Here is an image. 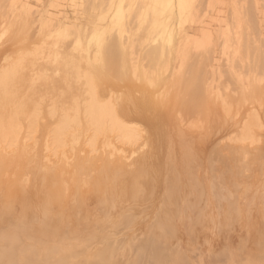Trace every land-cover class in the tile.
Wrapping results in <instances>:
<instances>
[{"label":"bare ground","instance_id":"1","mask_svg":"<svg viewBox=\"0 0 264 264\" xmlns=\"http://www.w3.org/2000/svg\"><path fill=\"white\" fill-rule=\"evenodd\" d=\"M71 2L79 21L53 0L31 37L23 0L4 31L21 44L0 64V264H264V85L208 77L254 10L196 32L204 0Z\"/></svg>","mask_w":264,"mask_h":264},{"label":"rangeland","instance_id":"2","mask_svg":"<svg viewBox=\"0 0 264 264\" xmlns=\"http://www.w3.org/2000/svg\"><path fill=\"white\" fill-rule=\"evenodd\" d=\"M25 1V0H24ZM60 3L66 4V11L69 17V21H79L80 19L75 20V15L71 12L72 2L71 0H58ZM213 4V8L207 7L209 4ZM204 0V8H202L200 15L196 16L193 22L187 21L184 23V26L187 27L190 31H199L201 25L205 23L208 25L211 24H219L216 19L212 16L215 13V9L222 7L223 14L225 15L224 20L226 23L231 24L234 22V19L230 17V6L236 1L238 5H241L243 10L246 12L251 7L255 13L256 24L248 26L245 21L249 19V16L242 18L244 22L243 27L246 28H238L232 23V27H236L234 30L230 31L231 45L228 50H224V45L221 37L217 38L215 42V47L211 52V64L208 67V77L210 79H214L216 83L219 84L221 91L230 97L239 96L241 92L240 83L238 80L243 82V84L252 83V81L257 80L259 85H264V66H259L257 60L255 59L253 51L248 53L244 46L247 38L253 42L254 45L264 48V0ZM53 0H26V5L30 9V21L32 24L31 29L29 30L31 33V37H34L39 29V26L46 18V13H52V15L56 12L55 8L52 6ZM23 6V0H0V64L2 60L8 55H16L17 49L20 47L19 42L13 43V41L8 40V33L5 34L6 27L14 22L21 11ZM208 18V19H207ZM210 18V19H209ZM205 19V20H204ZM210 20V21H209ZM216 20V21H215ZM225 23V25H226ZM206 26V25H205ZM218 27V26H217ZM216 27V28H217ZM200 36V35H199ZM198 36V37H199ZM36 37V36H35ZM196 37V38H198ZM19 47H18V46ZM16 50V51H15ZM146 50H137V57H141V60L146 64L150 63V59L146 56ZM183 51L181 56L174 55L173 64L176 67H180L183 60H187L186 62L191 63L194 62L199 53L195 51L192 46L188 47L186 53ZM168 57H163L160 59L161 61H165ZM140 59V58H139ZM261 62H264V57H261ZM231 73V74H230ZM187 74V69L184 71V75ZM171 94H169L170 96ZM170 97H173L172 95ZM175 100V98H172ZM177 101V100H176ZM264 107V95L260 98V101ZM248 104V103H247ZM173 108H176L174 102H170ZM213 123V122H212ZM1 151V150H0ZM1 156V155H0ZM4 159V156H1ZM37 159H39L37 157ZM22 161V160H21ZM60 163V162H59ZM6 164V163H5ZM58 164V163H57ZM56 164V165H57ZM35 165V164H34ZM32 166V165H31ZM42 169V168H38ZM58 169V168H56ZM43 170V169H42ZM42 170H40L42 172ZM46 172H50L49 169H46ZM43 173V172H42ZM12 175V173H11ZM15 176V175H14ZM12 176V177H14ZM24 177L17 180L15 183H19L20 185L25 184L26 181L23 179ZM1 182V181H0ZM13 183V181H12Z\"/></svg>","mask_w":264,"mask_h":264}]
</instances>
